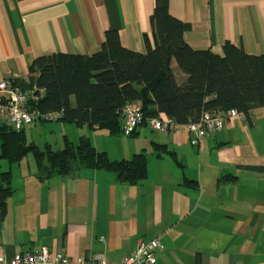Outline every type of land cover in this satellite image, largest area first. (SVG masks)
I'll use <instances>...</instances> for the list:
<instances>
[{
    "label": "crops",
    "instance_id": "0c3cea01",
    "mask_svg": "<svg viewBox=\"0 0 264 264\" xmlns=\"http://www.w3.org/2000/svg\"><path fill=\"white\" fill-rule=\"evenodd\" d=\"M154 8L155 0H0V80L26 81L41 55L93 54L109 28L125 47L144 52ZM170 13L191 24L184 38L195 49L223 54L230 41L264 53V0H170ZM172 67L182 82L175 60ZM32 125L25 131L39 129ZM71 127L63 137L77 142L87 135L111 159L145 153L147 177L132 184L81 168L41 182L30 159L25 170L0 157V179L11 171L13 187L0 210V257L48 247L118 262L140 240L158 237L156 264H264V106L227 120L199 145L185 129L164 132L146 123L130 136Z\"/></svg>",
    "mask_w": 264,
    "mask_h": 264
},
{
    "label": "trees",
    "instance_id": "16d2710c",
    "mask_svg": "<svg viewBox=\"0 0 264 264\" xmlns=\"http://www.w3.org/2000/svg\"><path fill=\"white\" fill-rule=\"evenodd\" d=\"M151 24L153 40L145 34L144 52L125 47L119 31L109 28L97 52L41 55L29 64L26 81L8 79L13 86L36 94L43 89L42 97L29 101L31 109H63L56 121L106 129L114 135L124 134L122 111L133 103L141 104V124L164 115L177 125L196 121L205 112L237 109L249 116L255 107L264 106V53H247L230 41L224 43L223 54L193 48L184 38L191 24L170 13V0H155ZM173 60L186 75L182 82L173 70ZM38 122L54 121L37 119L20 129L0 121V157L9 163H21L32 153L38 181L65 177L81 168L106 170L119 182L132 184L148 175L145 153H136L130 159H111L87 135L77 142L64 136V146L57 149L51 143L42 148L29 142L25 127ZM12 192V173L5 171L0 179L2 213Z\"/></svg>",
    "mask_w": 264,
    "mask_h": 264
},
{
    "label": "built area",
    "instance_id": "2783aa9c",
    "mask_svg": "<svg viewBox=\"0 0 264 264\" xmlns=\"http://www.w3.org/2000/svg\"><path fill=\"white\" fill-rule=\"evenodd\" d=\"M9 78V77H8ZM8 78L0 80V121L7 122L20 129L26 124L35 122L37 119L45 121H56L63 115V109L58 111L40 112L31 109L29 101L37 100L43 96L41 89L39 94L34 90H26L20 86H13ZM244 114L237 109L227 112H205L196 121L184 125H177L164 115L149 118L148 124L156 130L169 132L185 129L189 135L190 143L199 145L212 132L224 128L227 120L242 117ZM122 129L125 135H131L136 127L144 120L140 103L127 105L122 111ZM163 248L160 238L151 240H140L136 248L120 262L115 263L106 259L104 255L72 257L64 251L51 250L42 247L37 252L18 253L12 258L0 257V264H156L157 251Z\"/></svg>",
    "mask_w": 264,
    "mask_h": 264
},
{
    "label": "rangeland",
    "instance_id": "374dc122",
    "mask_svg": "<svg viewBox=\"0 0 264 264\" xmlns=\"http://www.w3.org/2000/svg\"><path fill=\"white\" fill-rule=\"evenodd\" d=\"M55 125V131L56 132H50V129L52 126ZM32 126H37L36 131L34 132H26L27 138L29 142L35 141L40 147L44 148L46 143H52L54 146V149H57L56 145L54 144L56 141H60L59 143L64 146L65 141H64V133H70L71 126H76L73 123H66L63 121H54V122H38L36 125ZM43 126H45V129H40ZM71 139V138H70ZM32 161V166H36L35 161L33 159L32 153H29L27 157H25L22 161V166L25 170L28 169V164L27 160Z\"/></svg>",
    "mask_w": 264,
    "mask_h": 264
}]
</instances>
